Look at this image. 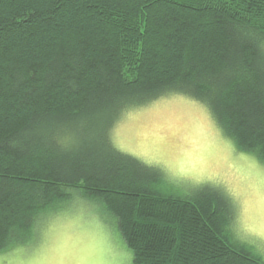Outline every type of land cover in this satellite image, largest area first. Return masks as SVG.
Masks as SVG:
<instances>
[{
  "label": "trees",
  "instance_id": "16d2710c",
  "mask_svg": "<svg viewBox=\"0 0 264 264\" xmlns=\"http://www.w3.org/2000/svg\"><path fill=\"white\" fill-rule=\"evenodd\" d=\"M260 40L264 0H0V251L78 198L110 216L132 264H264L236 239L227 195L176 192L111 139L124 111L181 92L264 163ZM98 111L97 138L74 152L41 134Z\"/></svg>",
  "mask_w": 264,
  "mask_h": 264
},
{
  "label": "rangeland",
  "instance_id": "374dc122",
  "mask_svg": "<svg viewBox=\"0 0 264 264\" xmlns=\"http://www.w3.org/2000/svg\"><path fill=\"white\" fill-rule=\"evenodd\" d=\"M201 106L206 107L181 92H168L124 111L111 129V139L120 151L160 169L176 192H195L204 186L222 191L233 206L232 228L241 241L245 223L264 218V163L237 149L211 115L205 119ZM170 169L184 170L188 177L174 178ZM77 199L56 208L55 215L61 217L58 236L74 244L77 235L90 231L87 213H92L107 235L111 256L119 260L128 248L110 216L100 205L97 211L93 203ZM80 216L79 224L73 223ZM40 244V235L32 233L26 244H20L26 246L23 253L18 252L20 245L0 251V264L27 259Z\"/></svg>",
  "mask_w": 264,
  "mask_h": 264
},
{
  "label": "clouds",
  "instance_id": "9594fccd",
  "mask_svg": "<svg viewBox=\"0 0 264 264\" xmlns=\"http://www.w3.org/2000/svg\"><path fill=\"white\" fill-rule=\"evenodd\" d=\"M257 50L259 56L264 59V40L257 42ZM201 111L205 119H210L206 107L201 106ZM102 117V111L85 114L70 125L61 128L42 127L41 134L45 139H50L59 152L71 153L97 138L101 130ZM170 173L172 177L178 179L188 177L184 170L170 169ZM57 203L59 202L40 209L35 215L32 232L38 233L41 237L39 248L31 257L17 259L13 261V264H132L133 253L130 249H125L119 260L111 256L107 235L100 228L97 217L92 213H87L91 219L86 228L90 231L85 235H77L74 244L69 245L66 239L59 237L58 226L61 217L55 215ZM81 219L83 216L77 217L73 223L79 224ZM243 231L245 235L238 237L241 242L251 245L254 254L264 258V218L245 223ZM25 247L20 245L18 252L23 253Z\"/></svg>",
  "mask_w": 264,
  "mask_h": 264
}]
</instances>
